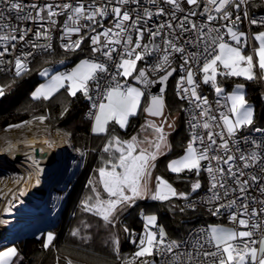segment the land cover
I'll list each match as a JSON object with an SVG mask.
<instances>
[{
	"label": "snow or ice",
	"instance_id": "snow-or-ice-1",
	"mask_svg": "<svg viewBox=\"0 0 264 264\" xmlns=\"http://www.w3.org/2000/svg\"><path fill=\"white\" fill-rule=\"evenodd\" d=\"M140 2L141 0H106L105 3L97 4L96 0H92L87 5L83 2L75 5L63 3L55 8L52 4L40 7L33 3L30 6L32 11H26V5L21 0H0V46H3L0 58L9 51L10 42L25 41L32 32L31 28L21 27L19 24L13 26L12 17L9 15L11 13H15L17 21L35 22L43 21L45 17L42 13L47 10L48 24L52 26L57 23L54 17L67 13L62 36V39H67V42L62 44L65 50L80 49L85 37L81 35L79 39L72 40L73 34L79 35L83 28L94 32L95 35L89 37L93 46L92 52L105 59H85L70 72L51 76L49 83L35 90L33 98L48 100L67 84L66 90L70 96L75 97L77 93H82L84 97L92 100L90 92L94 90L97 99L91 106L96 109L92 132L101 134L108 132L110 123L119 125L121 129L126 128L129 118L138 114L141 98L145 93L139 87L129 84L127 78L136 72L133 79L138 83L148 86L152 81L144 68L137 69V63L153 51L162 52L163 55L158 58L154 69L166 72L160 77L163 84L177 71L176 68L168 70L171 66L170 57L173 53L179 54L182 60L179 70L183 75H180L177 81L176 93L181 100L187 99L198 112L192 115L191 136L184 154L171 160L167 168L176 174L194 172L197 177L202 170L206 171L211 193L207 202L213 205L209 211L218 216L222 210L231 209L229 220L237 227L209 226L205 231L203 243H199L192 251L180 252L177 251L181 248L180 243L175 240L166 242V233L162 227L158 233L150 230V226L156 225L157 216L145 215V231L139 239L138 251L131 260H125L124 264H135L137 258L152 257L156 254L162 257L163 264H264V199L249 196L252 184H256L261 195H264V141L257 142L252 139V149L249 151L241 150L240 147L244 129L264 136V127L255 125V110L246 99L243 84L235 85L231 93L225 94V89L218 82V77H243L248 81L264 78V31L253 36L258 42V47L254 46L252 54L246 55L244 49L248 46L249 36L237 28L243 19H247L250 25L264 27V17L257 20L250 16L248 9L254 0H205L203 11L199 15H206L207 23L197 26L190 19L198 15L196 11H189L183 18H178L174 11L170 14L169 21L153 29L141 24V21L145 18L151 19L154 14L165 15V9L159 7L153 13L144 8L143 15L139 12L133 15L132 11L125 7L130 4L139 7ZM149 2L155 5L157 0ZM163 2L171 5L176 11H185L181 0ZM186 3L196 8L201 6L200 0H186ZM230 8L235 9L234 19ZM213 11L216 15L212 14ZM109 15L113 18V26L103 28L97 17ZM82 20L88 23L81 24ZM213 21L225 23L213 27ZM97 27L103 30L97 32ZM145 33L148 43H143ZM182 33L189 34V38L183 40ZM34 36L36 40L43 38L50 41L52 38L50 29L45 28L43 24L34 32ZM157 37H160V44L155 42ZM29 43L32 48H51L50 43ZM11 47L15 49L16 44L11 43ZM188 47L196 51H188ZM114 54L119 56L118 61L114 59ZM31 55V52H27L15 58L16 76L28 70L26 61ZM109 61L112 62L114 71H110ZM2 62L0 60V63ZM48 74L47 69L40 73L42 76ZM121 77L124 78L123 82ZM201 82L204 85L210 84L214 89L216 97L219 98L215 101L216 109H213L208 97L199 92ZM160 92L161 95H153L149 105L143 109L151 117L163 115L164 88H161ZM3 94V89L0 88V96ZM221 108L224 110H220ZM39 119L43 120L44 117ZM165 123L166 119L161 124L149 120L141 125L144 131L149 128L153 130L155 135L152 138L145 136L140 140L137 135L128 140H122L115 135L109 138L103 148L105 153H109V159L99 168V183L109 199H101V193L93 188L95 203H91L93 197H89L84 201L85 211H95L106 222H110V217L118 206L130 205L137 199L167 201L170 197L187 198L185 193H178L176 188L161 176L155 177L154 190L149 187L151 170L155 168L154 162L163 149L170 150L171 147L167 143ZM168 127L171 128L172 125L169 124ZM243 139L248 142L247 136ZM246 169H258L259 174L246 172ZM191 188L193 192L201 188L199 179L192 183ZM53 239V233L49 232L44 247L47 248ZM118 243V240H114L117 252ZM18 255L15 247L0 251V264H15L14 258ZM142 264L150 262L144 260Z\"/></svg>",
	"mask_w": 264,
	"mask_h": 264
},
{
	"label": "trees",
	"instance_id": "trees-1",
	"mask_svg": "<svg viewBox=\"0 0 264 264\" xmlns=\"http://www.w3.org/2000/svg\"><path fill=\"white\" fill-rule=\"evenodd\" d=\"M250 9L264 11V2L254 0ZM82 56L84 53L78 51L67 53L55 48L37 56L32 62L31 69L20 76H0V88L4 92L0 96V131L16 125L25 127L31 121L41 120L39 118L44 117L42 121L50 126L51 131L66 132L73 148H78L84 153L82 164L76 168L74 175L67 180L66 186L60 192L63 198L51 219L54 225L50 228L43 227L35 235L18 239L23 242V255L19 264H53L55 254L62 260L71 259L74 264H122L129 253L135 252L138 247L143 225L142 217L145 214L154 213L158 224L167 236L175 241L182 238L192 224L201 221L209 224L214 221L201 208L188 211L183 209L180 204L182 198L176 197L167 201L143 198L127 206H118L110 217V222H106L95 211L84 210V201L89 197H93L91 203L95 202L93 188L100 193L102 191L93 179L97 180L95 173H98L99 168L109 159V153L103 151L104 146L113 135L122 140L132 137L141 125L144 113L141 109L136 116L130 117L129 124L124 129H116L115 124L110 123L107 133L94 135L90 132V121L84 119L89 99L82 93L71 97L65 89H61L48 100L31 97L33 88L41 81V77L37 74L41 68L54 63L59 58H69V61L63 65L68 67ZM140 67L141 62L137 69ZM223 80L221 78V82ZM230 82H226L227 87ZM173 83V78H170L165 92V103L168 107L171 106L170 110L182 116L180 102L173 94ZM244 83L246 99L255 110V125H264V89L261 87V82L258 78L252 81L244 80ZM171 156L167 153L163 160ZM3 174H5L3 168H0V180L3 179ZM126 228L128 231H125ZM48 230L53 232L54 239L45 248L44 234ZM74 232L77 234L73 235ZM133 233L139 235L135 243L130 241ZM114 240L119 242L118 252Z\"/></svg>",
	"mask_w": 264,
	"mask_h": 264
},
{
	"label": "built area",
	"instance_id": "built-area-1",
	"mask_svg": "<svg viewBox=\"0 0 264 264\" xmlns=\"http://www.w3.org/2000/svg\"><path fill=\"white\" fill-rule=\"evenodd\" d=\"M21 2L23 4L26 5V11H32L31 10V5L33 3L37 4L40 7H44L47 4H52L55 8L56 5H62L63 3H72L73 5H75L78 2H83L86 5L88 3H91L92 0H21ZM97 4H102L105 3L106 0H96ZM114 2V0H113ZM204 2L205 0H200V7L196 8L195 6H191V5H187L186 0H181V6L182 8L185 9V11L180 12V11H176L171 5L166 4L163 2V0H157V3L155 5L151 4L149 2V0H141L139 7H137V5L135 4H130V5H126L125 7L128 8L130 11H132L133 15H135L137 12H139L141 15H143V9L144 8H148L149 10L153 11V13L156 12L157 8L159 7H163L165 9V15H153V17L151 19H147L145 18L144 20L141 21V24L145 25L146 27H151L153 29L156 28V26H158L161 23H165L167 21H169L170 19V14L172 12L175 11V14L178 18H183V16L187 15L189 11H196L198 13L197 16L195 17H190V19H192L197 26H199L201 23H207V19H206V15H199L200 12L203 11V6H204ZM57 11H59V9H55ZM230 11L233 12V19L235 17V9L230 8ZM249 14L250 16L256 18L257 20H259L261 17H264V11H260V10H252L249 7ZM243 13V8L241 9V15ZM34 14V12H33ZM213 15H216V13L213 11L212 12ZM12 17V24L13 26H16L17 24H19L21 27H27V28H31L32 32L29 33L28 37L26 38L25 41H17V42H10L8 45L9 51L5 54L4 57L0 58V60H2L3 62L0 63V76L1 75H13L16 76L15 74V58L17 56H22V54L27 53V52H31L32 55L28 56L27 58V65H28V70L29 71L32 67V62L36 59L37 56H39L40 54H43L47 51H51L53 49H60L63 50L67 53L70 52H80V53H84V57H86L87 59H93L96 61H100L105 59L104 57L100 56L99 54H93L92 52V44H91V40L89 39V37L91 35H95L94 32H91L89 29L87 28H83L81 33L79 35L73 34L71 39L75 40V39H79L81 35H83L85 38L81 44L80 49H76V50H65L62 47L63 43L67 42V39H62L63 36V25L65 23V21L67 20V13L65 14H61L57 17H54V19L57 21V23L52 26L48 24V20H47V10H45L44 13H42V15L45 17V19L43 21H17L15 19V13H11L9 14ZM98 20L101 21V23L103 24V28H108V27H112L113 26V18L109 15L108 17H97ZM88 21L82 20L81 24H87ZM224 21H213L212 25L213 27H219L222 24H224ZM43 24L45 28H49L50 29V35H51V40H45L43 38H41L40 40H36L35 36H34V32L36 30H38L40 28V25ZM237 26H242L243 29L246 30V33L249 36V40H248V46L246 47L248 49L249 52L252 53L253 51V41L251 38V33L253 31V28H264L260 25H250L247 19H243L241 23H239ZM97 32L102 31L103 29L100 27H97ZM165 31H167L165 29ZM179 31V30H178ZM189 38V34H183L182 33V39L183 40H187ZM29 41H31L32 43H37L40 45H45L50 43L51 44V48H32L31 43H29ZM157 44L161 43L160 37L156 38L155 41ZM11 43H15L16 47L15 49H13L11 47ZM143 43H148V36L147 33H145V38ZM3 50V46H0V51ZM188 51H196V49L188 47ZM163 53L162 52H156L153 51L151 53V55H147L145 57L144 60L140 61L141 62V67L144 68L147 73L151 76V77H157V75L165 72L164 70H159L156 71L154 69L155 64L158 61V58L162 57ZM114 59L115 60H119V56L117 54H114ZM171 60V66L173 68H176L177 71L174 72L173 77V94L175 95L176 99L180 102V106H181V114H182V118H184L185 124H186V129L188 130V141L190 139L191 136V130H190V122L192 121V115L194 112H198V110L194 109V106L189 104L188 100H181L176 93V85H177V81L180 77V75H183L182 72H180L179 70V65L182 63V60L180 58L179 54L173 53L172 56L170 57ZM69 61V58H65V59H61L59 58L57 61H55L54 63L51 64H47V67H52L55 68L58 65H64L65 62ZM109 66H110V71H114V67H112V62L109 61ZM169 69V68H168ZM200 74H198V79H200ZM128 82V81H127ZM129 83V82H128ZM199 92L202 95H205L208 97L210 103L212 104L213 109H216V103L215 101L217 99H219L218 97H216L215 91L214 89L211 87V85H204L201 82L200 85V89ZM90 95L92 96V100H89V103L87 105V107L85 108V113H84V119L87 120H91L94 117V113L96 111V109H93L92 103L96 101L97 97H96V93L93 90L92 92H90ZM224 101L223 99H221V104H223ZM220 110H224V109H220ZM218 114V113H217ZM37 123L42 124L41 126V134L39 132V128L36 127ZM29 127L31 126L32 130H29L30 134L32 135H45L47 137H49L50 133H54L53 131H51L50 126L46 125L44 123V121L42 120H37V121H33L31 122L29 125ZM257 127H264V125H260ZM56 132V131H55ZM63 134H66L65 132H61ZM67 138H69L68 135H66ZM244 136H247L248 138V142H245V140L243 139ZM50 138V137H49ZM52 138V137H51ZM53 139H61L59 137L53 138ZM255 139L257 142H261L264 141V136H262L259 133H256L254 131H249L248 129H244L243 132L241 133V140H240V147L241 150H245V151H249L252 149V145H251V140ZM71 141L68 143L69 144V148H70V153L71 150L73 151L75 148H73L72 144H70ZM198 146V145H197ZM78 149V148H76ZM246 172L249 173H258V169H246ZM186 173H189L186 171ZM202 177L204 178L203 182L201 183V188L197 189V192L192 195V196H188L186 199L183 198L180 202L181 207L185 210H197V209H203L206 215H209L211 217V219L216 222H220V223H226L229 226L233 227H237L236 225L232 224L229 220V213L232 211L231 209L228 210H222L221 214L218 216H214L212 215V213L209 211L210 208L213 207L212 204H209L208 198L211 196V193L209 192V187H210V181H209V177L206 171H201ZM247 178V177H245ZM229 183H231V181H229ZM231 196V194H230ZM249 196H255L257 197V199H264V195H261V193L258 190V186L256 184H252L250 189H249ZM226 202V201H224ZM190 205H194V207H190ZM208 223L201 221V222H197L195 224H192L189 229L184 233L183 237L180 238L179 240H177L178 243H180L181 248L178 249L177 251L180 252H184V251H192L195 247H197V245L199 243H203L204 241V237H205V231L208 229ZM155 232L158 233V229L155 228ZM139 238V235L137 233H133L130 236V241H137ZM168 241H173L171 238L166 237V242ZM134 251L129 253V256L127 257V259L125 260H131L133 255H134ZM125 260L122 261V264H124ZM144 260H148L150 262V264H152V262H154V264H163V260L162 257L159 254H156L152 257H140L137 258L135 261V264H142V261Z\"/></svg>",
	"mask_w": 264,
	"mask_h": 264
},
{
	"label": "bare ground",
	"instance_id": "bare-ground-1",
	"mask_svg": "<svg viewBox=\"0 0 264 264\" xmlns=\"http://www.w3.org/2000/svg\"><path fill=\"white\" fill-rule=\"evenodd\" d=\"M2 141L0 160L19 173V181L1 198L0 221L4 223H0V238L8 237L30 219L41 217L46 207L47 185L63 168L66 153L70 152L67 140L45 135Z\"/></svg>",
	"mask_w": 264,
	"mask_h": 264
},
{
	"label": "crops",
	"instance_id": "crops-1",
	"mask_svg": "<svg viewBox=\"0 0 264 264\" xmlns=\"http://www.w3.org/2000/svg\"><path fill=\"white\" fill-rule=\"evenodd\" d=\"M259 1L264 2V0H259ZM237 28H238L239 31H243V32L246 33V30L243 29L242 26H237ZM260 31H264V28H253V31L251 33V38H252L251 41H253L254 46H257V47H258V42H256L253 39V36L256 33L260 32ZM226 39H228V37H226ZM244 51H245L246 55L247 54H252L251 52L248 51L247 48H245ZM85 59H87V58L82 56L81 58H78L77 60H75L74 63L70 64V66H68V67H64L62 65H58L56 68L47 67V66L41 68L38 71V73H37L38 76L41 77V81L39 83H37L35 85V87L33 88V91L31 92V97L33 98V93L35 92V90L38 87H40L41 85L49 83V81L51 79V76L56 75V74H60V73H65L66 74V73L70 72L73 68H75V66L77 64H79L82 60H85ZM254 60H255V57H254ZM138 64H140V61L137 63V67H138ZM45 69L48 70V73H49L48 76L40 75V73L42 71H44ZM55 71H59V72H55ZM256 72H257V75L259 77L260 74H259V69L258 68L256 69ZM130 78L131 77H128L127 80L130 81ZM221 78L224 79L222 82H221ZM120 79H121V82H123L124 78L121 77ZM244 80H246V79H244L243 77H227V78L218 77L219 85L225 89V94L231 93L234 90L235 85H237V84H243L244 85V89H245ZM259 80L261 82L262 89H264V78H259ZM227 81H231L230 85L228 87L226 86V82ZM133 86L134 87H139L136 84L133 85ZM61 89H65L66 90L67 89V84L65 85V88H61ZM244 89H243V91L245 93ZM56 93H54V94H56ZM66 93L68 94L67 90H66ZM147 98H148V95H146V94L141 98V104L142 103H144V104H142V106H140L139 111L141 109H143V106L146 104ZM33 99H35V98H33ZM165 107H166L165 114L161 117V120L153 119V118H151L149 116H145L144 115V117L142 118V123H141V125H144L146 121L150 120V121L155 122L156 124H161L162 122L165 121V119L167 120V123L164 124V129H165V133H166L167 143L171 147H170V150L166 149V148L163 149L162 153L160 155H158L157 160L154 162L155 163L154 170H155V173H159V174L163 175L166 178V180H168V182H170L173 185V187L176 188V190H178L177 191L178 193H185L187 197L188 196H192V195H194L197 192V190L195 192L192 191V188H191L192 183H194L197 179H199L200 183H202L204 178L202 177L201 173H200L199 177H197L194 172H190V174H188L185 171L183 173L176 174V173H172V172H170L168 170V168H167L168 163L171 160L177 159V158L181 157L184 154V150H185L186 144L188 143V139H187L188 138V130L186 129V124H185L184 118H182L180 113L170 110L171 106L168 107L166 105V103H165ZM90 123H91L90 132L92 134H94V135H98V134H95V133L92 132V127H93V124H94V117L90 120ZM169 124L172 125L171 128L168 127ZM141 125L135 131V134H134V135L138 136V139L143 140L145 138V136H147L149 138H152L155 135L153 130L150 129V128L147 129L146 131L142 130L141 129ZM115 128L116 129H121L119 127V125H116V124H115ZM167 153H170L172 156L170 158L166 159V160H163L164 155L167 154ZM95 174L97 175V174H99V172L95 173ZM96 178H98V176ZM98 187L100 188V186H98ZM101 197L106 198V197H108V195L107 194L106 195H102L101 194ZM176 198L179 199V198H182V197L177 196ZM144 199H146V198H144ZM169 199H175V197H170ZM148 200H151V199H148ZM145 215H155V214L151 213V214H145ZM145 215H143V217ZM213 222H216V221H213ZM213 222H210V223H213ZM217 223H219V225H217V226H222V227H226V228H232L231 226H229L226 223L225 224L224 223H220V222H217ZM144 224H145V221H143V225H142V228H141V230H142L141 231V236L144 234V231H145ZM158 226H160V225L156 221V225L155 226H150V230L155 232V228H157L159 230ZM208 227H209V224H208ZM166 237H168L167 234H166Z\"/></svg>",
	"mask_w": 264,
	"mask_h": 264
},
{
	"label": "rangeland",
	"instance_id": "rangeland-1",
	"mask_svg": "<svg viewBox=\"0 0 264 264\" xmlns=\"http://www.w3.org/2000/svg\"><path fill=\"white\" fill-rule=\"evenodd\" d=\"M55 72H59V71H55ZM129 84H131L132 86L135 85L134 83L133 84L129 83ZM31 122H33V121H31ZM30 123L25 125V127L16 125L12 128L2 129L0 131V145L3 142L2 139H7V140L13 141V139H15V137L16 138L19 136L25 137V136H29V135L32 136V134H30V132H29V130H32L31 126L30 127L28 126ZM36 125H37L36 127L39 128V132H42L41 131L42 124L37 123ZM66 135L67 134L61 133V131H56L54 133H50L49 137H52V138L59 137L61 139L67 140V142L69 143L70 138H67ZM83 154H84L83 151L76 149V148L73 151L71 150V154H67L68 155V159H67L68 161L66 163V166L63 168L61 178L52 184L51 190H49V192H47V194H46L47 195L46 196V198H47L46 199V207L47 208L44 210L41 217L37 216V217L30 219L28 222L24 223V225H22L21 227H18L17 229L11 231V233L9 234L8 237L3 236L0 238V245H4V244L12 241L11 243L6 244V246L0 247V251L6 250L9 247H15L17 249L19 255H18V257L14 258L15 264H19L21 262L20 260L22 259V255H23L22 254L23 242L21 240H18V239L21 237L30 236L31 234L35 235L43 227L50 228L51 226L54 225V221H52L51 219H52V217H54L53 214L55 213V209L58 207V205L60 204V202L63 198L62 193H60V192L66 186L67 180L74 175V173H75L74 171H76V168L79 167L80 164H82L81 159H82ZM0 168L1 169L3 168L4 173H5V174H3V176H4L3 179L0 180V204H1V201H2L1 198L3 197V194L8 189H10V187L12 185H14L15 183H17L19 181V179H18L19 173L15 169L10 168V166L3 164V162L1 160H0ZM151 171H152V176H151V179L149 181V187H150V189L154 190L155 184H156L155 177L161 176L164 179H166V178L159 173H155L154 168ZM97 176H98V178H96L97 180L95 181L93 179V181L95 182V184H99V186L101 188L100 190H102L101 194L106 195L107 193H104L103 186L99 183V174H97ZM101 199L107 200V199H109V197H106V198L101 197ZM146 199H151V198H146ZM143 221H144V219H143ZM217 225H219V223H217V222L209 223V226H217ZM158 228H160V226H158ZM49 232L53 233L51 230L46 231V233L44 234L45 235L44 243H46V241H47V234ZM136 251H138V247L135 249V252ZM65 259H67V258H65ZM53 264H74V263L69 258L67 260H62V259H60V257L57 254H55Z\"/></svg>",
	"mask_w": 264,
	"mask_h": 264
},
{
	"label": "water",
	"instance_id": "water-1",
	"mask_svg": "<svg viewBox=\"0 0 264 264\" xmlns=\"http://www.w3.org/2000/svg\"><path fill=\"white\" fill-rule=\"evenodd\" d=\"M142 67H140V68H138V69H141ZM171 68H173V67H169V71L171 70ZM147 72V71H146ZM137 73H135V74H133V76L130 78V82L133 84H136V85H138L142 90H143V92L146 94V95H148V98H147V101H146V104L143 106V109L145 108V107H147L148 105H149V103H150V100H151V97L153 96V95H161V92H160V89L161 88H164V92L162 93V95L165 97V92H166V90H167V87H168V84H169V80H170V78H172V76L174 75V73H173V75L172 76H170L169 77V79L165 82V83H161L160 82V77L161 76H163V75H165L166 74V72H163V73H161V74H159V75H157V77H151L148 73V76H149V79L152 81V83L151 84H149L148 86H145V85H143V84H140V83H138L136 80H134L133 79V77L136 75ZM165 100V99H164ZM165 110H166V107L164 108V111H163V115L165 114ZM143 113H144V115L145 116H149L147 113H145L144 111H143ZM162 115V116H163ZM162 116H159V117H151V116H149V117H151V118H153V119H157V120H161V117ZM66 154H71L70 152H68V153H66ZM68 159V155L66 156V158H65V163H64V165H63V168L66 166V163H67V160ZM63 168H61V170L58 172V174H56V176L52 179V181H50L49 183H48V188H47V192H49V190H51V188H52V184L54 183V182H56V181H58L60 178H61V176H62V171H63ZM47 207H45V209H46Z\"/></svg>",
	"mask_w": 264,
	"mask_h": 264
},
{
	"label": "clouds",
	"instance_id": "clouds-1",
	"mask_svg": "<svg viewBox=\"0 0 264 264\" xmlns=\"http://www.w3.org/2000/svg\"><path fill=\"white\" fill-rule=\"evenodd\" d=\"M173 78V77H172ZM129 83H130V81L129 80H127ZM66 133V132H65ZM67 134V133H66Z\"/></svg>",
	"mask_w": 264,
	"mask_h": 264
}]
</instances>
